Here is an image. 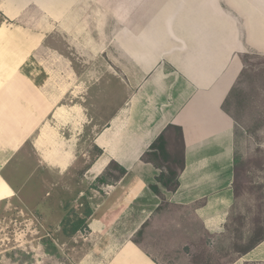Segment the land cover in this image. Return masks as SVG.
Instances as JSON below:
<instances>
[{
	"label": "crops",
	"instance_id": "1",
	"mask_svg": "<svg viewBox=\"0 0 264 264\" xmlns=\"http://www.w3.org/2000/svg\"><path fill=\"white\" fill-rule=\"evenodd\" d=\"M31 9L42 23L36 32L19 23ZM0 15V202L22 200L27 182L42 169L64 174L87 157L81 180L106 193L100 214L93 195L87 198L90 235L107 234L111 219L133 208L139 225L131 236L141 233L144 240L150 237L148 222L156 238L168 240L177 231L166 225L180 221L196 226L177 232L188 238L223 231L235 202L236 175L235 121L225 105L248 57L264 58V0H0ZM84 15H90L89 46L121 64L119 76L107 72L101 78L124 93L116 109L102 110L87 154L81 135L66 122L96 128L97 106L54 102L49 96L59 87L36 86L23 73L40 50L49 49L47 34L72 36L83 30ZM94 87L84 89L90 101ZM69 90L82 94L76 82ZM171 126L181 129L184 159L174 191L158 184L161 169L143 160ZM29 151L39 164L22 182L21 160ZM112 164L123 173L109 181ZM144 250L129 240L106 264H160ZM230 264H264V237Z\"/></svg>",
	"mask_w": 264,
	"mask_h": 264
},
{
	"label": "rangeland",
	"instance_id": "2",
	"mask_svg": "<svg viewBox=\"0 0 264 264\" xmlns=\"http://www.w3.org/2000/svg\"><path fill=\"white\" fill-rule=\"evenodd\" d=\"M82 18L83 30L72 36L57 31L47 34L49 49L40 50L24 67L23 73L36 86L59 87L60 91L49 96L54 102L69 105L76 101L97 106L96 128L79 121L73 125L66 122L72 133L81 135V151L87 154L90 150L91 132L100 128L103 121L101 115H105L103 111L116 109L124 93L115 83H112V87L110 80L101 78L107 72H113L115 78L119 76L121 64L108 61L105 55L96 53L89 46L90 15ZM1 21L3 17L0 15ZM19 23L34 32L41 30L42 26L38 12L33 9ZM75 42L78 46L73 45ZM247 60V65L225 105L235 121L236 175L235 202L223 231L201 233V237L188 238V235L182 236L177 232L188 227L193 230L196 226L180 221L166 225L168 231H177L168 240L165 236L156 238L153 224L148 222L145 227L149 230L150 237L144 240L141 233H133L131 236V232L137 230L139 225L136 208H133L117 213V219H111L109 223L107 234L90 235L88 219L84 218L89 202L87 198L94 196L91 202L96 208L99 206L100 214L106 209V193L104 195L105 191H100L94 185H86L81 180L84 168L90 161L86 157L78 166L64 174L42 169L43 173L39 171L27 182L21 194L22 200L15 198L10 202H0V264H106L115 251L129 240L147 249L144 251L153 259H159L160 264H230L260 241L264 237V58L250 56ZM75 82L82 87V94L70 93L69 87L73 90ZM91 85L97 88V95H91L90 101V96L84 93V89ZM109 85L112 87L111 92L105 89ZM167 136L171 146L170 154L167 161L159 160L158 164L163 171H176L182 154L179 134L176 130H170ZM26 156V159L21 160L26 172L19 176L24 178L22 182L39 164L33 151H29ZM17 160L18 156L9 166ZM108 173L109 181L120 175V171L113 165ZM97 183L105 184V180ZM50 188L52 191H48ZM46 192L52 194L44 199ZM61 203L63 206L68 205V208L59 210ZM62 216H67L66 231L59 224ZM80 218L84 220L88 230L70 236V226ZM49 239L59 250L56 256L44 252L46 247L42 242ZM165 248L173 250H164Z\"/></svg>",
	"mask_w": 264,
	"mask_h": 264
},
{
	"label": "trees",
	"instance_id": "3",
	"mask_svg": "<svg viewBox=\"0 0 264 264\" xmlns=\"http://www.w3.org/2000/svg\"><path fill=\"white\" fill-rule=\"evenodd\" d=\"M170 130H176L179 134V138H180V143H181V162H180V166L178 168V170H173L170 169L168 171H163L162 167L158 164L159 160L161 161H167L168 160V156H169V149L171 148V146L169 145L170 143L167 141V135L169 133ZM168 147H170L168 149ZM143 160L145 162L151 163L153 164L155 167L161 169V174L157 177L156 181L158 184H160L162 187L168 189L169 191H174L177 186H178V174L179 172L183 169L184 167V159H183V138H182V132L180 128L171 126L169 128H167V130L163 133H161L155 140L154 142L149 146L147 152L144 154L143 156ZM113 166H115L119 171L120 174L123 173V170L121 168H119L117 165L112 164ZM111 165V166H112ZM166 175V176H165ZM167 177V178H166ZM101 179H98L97 182H100ZM151 190L155 193V194H159V189L157 185H152L151 186ZM64 208H68V205H65ZM91 215V211L90 209L87 208V210L85 211L84 214V218L87 219L89 218ZM66 223L67 222V216H64L62 221H61V226L63 228L64 231H66L65 227H66ZM71 228L70 231L68 232V234L70 236L75 235L77 232H84L86 230H88L86 227V223L84 222L83 219H78L76 221V223H74L72 226H70ZM43 246L45 245V250L44 252L47 255H58L59 254V250L56 246V244H54V242L49 239L46 241L42 242ZM51 249V250H47V249Z\"/></svg>",
	"mask_w": 264,
	"mask_h": 264
}]
</instances>
